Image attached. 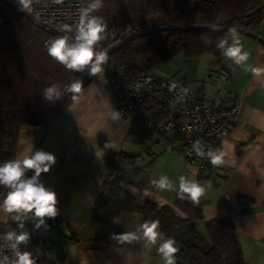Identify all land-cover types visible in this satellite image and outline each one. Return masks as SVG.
I'll return each instance as SVG.
<instances>
[{"label":"crops","instance_id":"obj_1","mask_svg":"<svg viewBox=\"0 0 264 264\" xmlns=\"http://www.w3.org/2000/svg\"><path fill=\"white\" fill-rule=\"evenodd\" d=\"M237 34L248 53L241 65L225 56L218 60L207 52L194 57L177 53L151 71L160 77L182 76L191 89L221 106L239 103L229 132L218 141L224 162L208 173H198L176 152L183 146L177 129L168 130L170 143L154 138L144 146H133L127 141L129 118L117 113L110 81L102 73L93 76L46 126L19 129L15 158L36 149L52 152L57 158L51 170L41 176L45 186L56 192L62 218L60 224L48 219V229L40 228L52 243L45 259L54 264H164L158 244L148 247L143 239L126 242L114 238L135 232L144 222L141 214L123 211L103 221L95 211L96 196L107 173L105 157L125 152L137 158L133 167L117 171L124 190L138 201L166 205L183 216L174 204L175 192L181 176L194 179L204 188L203 220L197 225L204 228V220L228 217L245 263L264 264V72L256 75L252 71L264 69V16L257 32ZM220 69L229 73L226 80L208 79ZM106 143L114 149L107 148L103 157L96 158L95 151H101ZM162 176L168 177L172 189L151 184ZM2 218L4 213H0ZM26 222L34 224L32 220Z\"/></svg>","mask_w":264,"mask_h":264},{"label":"trees","instance_id":"obj_2","mask_svg":"<svg viewBox=\"0 0 264 264\" xmlns=\"http://www.w3.org/2000/svg\"><path fill=\"white\" fill-rule=\"evenodd\" d=\"M96 15L115 31L139 29V34L108 56L109 62L131 75L142 70L151 72L177 53L194 57L207 52L220 60L224 55L217 44L228 36L230 28L257 32L264 16V0H101ZM152 18H159V22L151 23ZM44 35L23 15H14L0 26V163L15 159L21 127L43 128L52 115L70 103L74 94L63 86L81 77V72L68 70L49 56L42 43ZM92 78L88 75L81 79L83 86ZM52 84L62 86V97L54 102L42 95ZM171 111L163 96H146L129 117L125 139L139 146L154 138L170 143L163 125ZM177 134L182 140L180 132ZM136 158L125 152L105 157L107 173L94 203L103 221L123 211L139 213L144 221H158L164 237L175 242V264H246L228 217L204 220V232L198 229L197 222L203 220L202 196L193 203L186 194L181 198L178 188L174 204L183 213L179 216L169 206L138 201L124 190L117 171L136 165ZM3 188L0 186V192ZM49 221L60 224L62 218L58 213ZM36 264L54 263L44 256Z\"/></svg>","mask_w":264,"mask_h":264},{"label":"clouds","instance_id":"obj_3","mask_svg":"<svg viewBox=\"0 0 264 264\" xmlns=\"http://www.w3.org/2000/svg\"><path fill=\"white\" fill-rule=\"evenodd\" d=\"M34 0H17L21 11H31ZM56 3L62 0H55ZM101 7V0H92L87 7L80 9L79 20L75 26L65 25L62 31L65 34L50 41L47 51L49 56L62 64L66 69L75 72L87 71L89 76H97L104 72V65L108 61L107 53L96 49L97 43L105 34V22L103 17L93 15ZM231 37L232 43H228ZM222 54L231 59L235 64L241 65L248 59V53L243 51L235 28L228 30V36L222 38L217 44ZM256 75L264 72V69H253ZM82 80L77 78L69 85L63 86L68 93H80ZM61 85L52 84L43 90V97L48 101L61 99ZM199 156H207L213 166L221 165L224 157L220 149L209 148L205 153L199 142L193 145ZM114 146L106 143L101 151H95L96 158L105 155V149ZM57 158L54 153L43 149H36L22 158L9 159L0 163V186L7 189V194L0 203V213L9 216L17 224V230H11L4 234L3 239L11 249L13 255L10 264H36L33 254L29 251H21V245L26 246L30 240V232L25 230L26 221L34 222V229H48L47 220L55 219L58 215L57 194L45 186L41 180L42 174L48 173L56 164ZM32 174L29 176L28 172ZM151 184L164 190L172 189L173 185L168 177L162 176L158 180H152ZM198 203L199 197L204 194V188L194 179H186L181 176L179 181L178 195H184ZM115 222V221H114ZM158 221H144L138 225L135 232L124 233L114 236L118 241L132 242L143 239L148 247L159 245L157 252L161 255L164 264H175L174 240L165 238L163 233L157 231Z\"/></svg>","mask_w":264,"mask_h":264},{"label":"built area","instance_id":"obj_4","mask_svg":"<svg viewBox=\"0 0 264 264\" xmlns=\"http://www.w3.org/2000/svg\"><path fill=\"white\" fill-rule=\"evenodd\" d=\"M90 3L92 1L62 0L56 3L55 0H34L31 11H21L17 0H0V26L14 15H23L44 31L42 43L48 47L53 39L65 34L72 35L62 31V28L65 25L74 27L79 20L80 9ZM92 14L96 15V12ZM139 33L137 27L120 31L105 27V34L97 43L96 49L106 52L109 56L117 46ZM103 67L102 74L110 81L115 108L122 118L128 119L146 96H163L170 107H175L174 111L169 112L163 129L165 131L177 129L182 137L183 146L176 152L187 164L195 166L200 174L214 169L215 166L206 155H197L193 145L199 142L205 153L209 148L218 149L219 139L229 132L232 126L231 119L239 111L237 101L221 106L218 102L195 92L188 81L179 75L160 77L145 70L128 75L122 68L109 61ZM86 76L87 71L81 72L80 79ZM228 77L229 73L225 69H220L211 73L208 79L218 82ZM168 148L172 149L170 146ZM28 175L30 176V171ZM6 194L7 189L4 187L0 192V203ZM11 230L19 231L17 224L4 214V218L0 219V264H10L13 255L3 239L4 234ZM25 230L31 235L28 244L20 246L21 251L31 252L37 263L45 256L52 243L40 233V229H34V224L26 222Z\"/></svg>","mask_w":264,"mask_h":264},{"label":"rangeland","instance_id":"obj_5","mask_svg":"<svg viewBox=\"0 0 264 264\" xmlns=\"http://www.w3.org/2000/svg\"><path fill=\"white\" fill-rule=\"evenodd\" d=\"M158 22H159V18H152V19H151V23L156 24V23H158ZM133 146H136V145L134 144ZM197 227H198V229H199L200 231L204 232V228H202L199 224L197 225Z\"/></svg>","mask_w":264,"mask_h":264},{"label":"water","instance_id":"obj_6","mask_svg":"<svg viewBox=\"0 0 264 264\" xmlns=\"http://www.w3.org/2000/svg\"><path fill=\"white\" fill-rule=\"evenodd\" d=\"M48 123V122H47ZM46 126V125H45Z\"/></svg>","mask_w":264,"mask_h":264}]
</instances>
